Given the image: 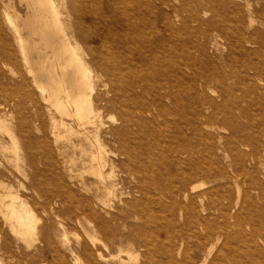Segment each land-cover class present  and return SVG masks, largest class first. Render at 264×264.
<instances>
[{
	"label": "bare ground",
	"instance_id": "obj_1",
	"mask_svg": "<svg viewBox=\"0 0 264 264\" xmlns=\"http://www.w3.org/2000/svg\"><path fill=\"white\" fill-rule=\"evenodd\" d=\"M21 1L28 8L26 16L16 11L12 0H0L3 8V16L0 13V17H3L0 20V151L4 154L9 140L12 144L21 138L20 145L27 152L26 163L25 166H17V171L30 180L26 185L21 184L34 196L35 193H44L41 182H38L42 176L39 166L43 165L38 157L52 159L53 172L59 180L65 179L64 169L61 168L63 165L60 164L70 159L79 163L82 173L90 177L84 178L83 174L74 176L70 170L69 180L80 191H85L76 200L78 191L74 194L66 180L59 181V186L57 184L58 196L71 218L79 225L90 218L96 225H99V221L109 224V217L99 213L104 210L112 216L110 220H116L109 208L119 196L121 182L130 177L136 181L138 191L144 193L149 189H145L143 174L145 124L156 122L165 99L175 98L172 102L177 106V90L174 88L183 91L187 87L201 104L209 105L205 107L206 110L211 108L206 126H210V119L217 117L220 126L231 131L230 137L252 146L249 151H234L225 140L231 138L222 136L225 157L230 155L233 161L240 163L242 167H236L237 174L249 179L262 205L258 206L259 202L257 204L253 197L245 199L250 206L255 205L258 213L254 219L252 216L253 221L248 220L245 214L236 216L237 250L234 256L220 257L224 254V247L219 244L222 239L230 237L231 227H222L216 222L212 229L215 234L210 228L212 221L216 220V213L226 219L229 216V204L213 196L226 184H217L215 188H203V192H198L203 181L198 182L201 179L206 183L215 181L225 176V169L220 168L215 172L214 168L199 165L195 159L188 173L180 171L184 157L188 159L197 150L191 144L190 136H182L180 142L183 144L178 143L179 138L177 143L180 145L176 144L171 149L170 157L178 173L167 174L166 168H163L164 173L160 171L170 198L182 196L190 200L189 204L176 201L172 207L174 220L177 223V215L185 218L184 211L187 209L189 216L185 223L191 236L208 237L203 242L204 247L209 245V248L199 264H264V139L256 133H238L240 124L237 120L238 116L252 115L254 106L261 118L258 122L251 117V123L260 129L264 127V0ZM181 52L187 53L185 58H179ZM6 65L14 66L15 75L7 74V69L3 67ZM191 79H196V82L191 83ZM216 91L222 99L220 104L210 96L204 100L203 94ZM243 102L247 103V107L243 106ZM219 106L223 108L220 112ZM112 112L115 117L111 122L107 115ZM189 123L194 128L191 120ZM177 124L180 131L185 127L182 122ZM200 125L197 126L198 131H192L194 135H204ZM3 132L8 134V141L1 135ZM13 145L14 149L20 147L16 143ZM207 151L214 154L211 145ZM21 157L17 154L14 159L20 160ZM211 157L214 160L216 155ZM245 160L251 165L250 169L243 164ZM39 162L42 164L39 165ZM251 168L258 173L257 177L252 175ZM16 177L15 171L2 163L0 256L16 258L14 264H20L15 242L27 236L29 239V235H32L37 236L35 239L41 244L52 248L61 260L63 255L57 253L60 250L57 247L69 244H66L65 237L59 236L60 229L59 234H53L49 225L39 226L32 209L19 194L21 184L18 189L13 184ZM195 201H199V210ZM118 218L121 219L120 216ZM159 222L155 224L154 231H161L158 229ZM58 225L61 227L62 223ZM110 227H107V232L111 230ZM174 233L175 237L182 235L181 228L176 225ZM86 236L91 244H95L94 231L86 229ZM158 247L159 250L163 248L162 245ZM88 249L89 264H97L99 259L106 258L99 251L93 252L90 246ZM38 250L39 254L43 253L42 246ZM147 251L144 264H151L155 257L152 251ZM214 251L215 257H212ZM172 253L170 260L177 264H195L189 255L177 261ZM57 256H53L54 259L57 260ZM155 264L164 262L160 260Z\"/></svg>",
	"mask_w": 264,
	"mask_h": 264
},
{
	"label": "rangeland",
	"instance_id": "obj_2",
	"mask_svg": "<svg viewBox=\"0 0 264 264\" xmlns=\"http://www.w3.org/2000/svg\"><path fill=\"white\" fill-rule=\"evenodd\" d=\"M12 1H13V4H14L16 11H18V13L21 16H26L27 9H28L26 7V4L21 0H12ZM2 9L3 8L1 6L0 13L2 12ZM12 13H15V12L12 11ZM1 16H3V12L1 14ZM0 18H1L0 20L3 19V17H0ZM186 54H187L186 52H181L179 55V58H181V57L185 58ZM3 67L7 69L6 72L8 75H10V76L15 75L13 72L14 66L6 65ZM11 70H12V73H11ZM195 82H196V79H191V83H195ZM190 85H192V84H190ZM174 89L177 90V92H175L177 100H178L177 106L175 104H173V102H172L173 100H175V98L174 99H168V100L165 99L163 101V104H161V106H160L162 111H161V115L157 117L156 122L152 123V124H145V128H144L145 131L143 133V135H144V138H143V142H144V153H143L144 173L143 174H144V178H145L144 179L145 189H148V188L149 189L145 190L146 192H144V193H142L141 191H138L136 188L137 183H134L136 181H134V179H132V178L130 179V177H129V179H125L124 182H121L119 184L120 185L119 196L117 197V199H115V201H113V204L114 203L115 204L114 205L112 204L111 207L109 208V211L110 212L112 211V214H115V216L117 217L116 220L112 219L113 221H115L116 224L113 223L112 220H110L112 217L110 215V213H106L104 210L103 211L101 210L102 212H99V213H102L103 215H106V217L107 216L109 217V218L107 217L109 219L108 222L110 225L111 224L114 225L113 227L112 226L110 227L109 224L102 222V221H99L98 222L99 225H96V223H94L95 221H93L92 218L85 220L82 223V225L81 224L79 225V223H77L76 220H73V218H71V214L66 210V205L62 201L61 197L58 196L60 194L57 192V189L59 186L58 182L63 181V180H66L70 184V188L74 192V194H75V192L78 191L75 194L77 196V197L75 196V200L78 199L83 193L85 194V191H80L78 189V187H75V185L69 180V175H68L71 172L74 176L80 175V174H83V175L85 174V173H82L81 166L79 163L72 162L70 159L63 161L64 163L62 162L63 164L61 163L60 165H63V166H61V168L64 169L65 175L63 176V178H65V179L59 180L58 175H56L53 172L54 167L51 165L52 159L37 156L39 158V161L40 162L42 161V163L44 165V166L41 165L42 163L40 164V162H39V165H41V166H39L40 167L39 168L40 175L42 174L43 177L41 176L42 178L40 177L41 179L39 178V180H38L39 183L41 182L40 185L42 184V186L44 188V191H43L44 193L39 192L41 195L39 193H35V196H34L33 192L31 190L26 189L24 186L30 180L25 178V176L23 174L19 175L18 171H17V169H18L17 166H20V167L22 165L25 166L24 163H26L27 152L24 150L23 146H21L22 144L19 142V139L21 141V138H17L15 140V142H12V144H11V141L8 139L9 138L8 134L6 132H3V134L1 133V135L4 137L5 140H7V141L9 140L8 141L9 143H6V146L8 147V149L5 150L4 154L0 151V167L3 163V164H6L7 166H9V168H11L13 171H15V173L17 174V177H16V180L13 181L14 183L12 182L14 184L15 188L18 189L21 183L24 184V185L21 184V187L19 189V194L21 195V197H23V199H25V201L27 202V205L32 209V212L35 215V218L38 219L37 223L39 224V226H41V225L48 226L49 225L50 227L49 226L48 227L50 228V230L53 234H59V232H60L59 236L65 237L66 244H69L66 247H62L60 245H59V247H57L58 248L57 250L60 249L59 252H57V253L63 255L62 256L63 260L61 259L62 260V262H61V260H59V258L57 256L56 252L53 251L52 248H48V246H46L45 244L43 245L40 242H38L37 241L38 239H35V238H37V236L33 237L32 235L31 236L29 235V239H27L28 238V236H27L24 240H21V241L18 240L15 242V250H16V254H17L18 259H20L19 260L21 262L20 264H37L38 262H39V264H64L63 261L66 264H89L90 261H88V260H90V258L87 254V251H86V249L89 250L88 249L89 246H90V248H92L93 252L99 251L106 256V258H104V259H99V262L97 264H144V262L147 261V257L145 256V252H148L147 250H150L153 252V256L155 257V259L152 261L153 264H155L156 262H158L160 260L162 262H164V264H177L173 260H170V253L171 252H173L172 254H174V256L177 258V261L185 259V257H187L189 255L195 261V264H197V263L199 264L203 258V255H204L206 249L209 248V245H206L207 247H204L205 242H206L205 238H208V237H205V238L194 237L193 238L191 236L192 234H191V231L189 230L188 224L185 223L187 221V217L189 216V212L187 209H185V211H184L185 218H182L180 215H177V217H176L177 223L175 222L174 215L172 213V207H174V205L176 204V201H182V202L189 204L190 200H189V198L184 199L182 196H176V198L174 197L173 199L170 198V193L168 191L166 181L161 178V174H160V171H162V173H164L163 168L167 169V170L165 169V172L167 174L168 173H172V174L178 173L177 168L175 167L173 162L170 161V157H171V153H172L171 149H173L174 146H176V144L182 143V142H180V140L182 141V139H181L182 136H190L191 141H192L191 144L193 145V147L196 146L195 150L196 149L197 150L194 151L191 154V156L188 157V159L186 157H184V159L182 161L183 169H180V171H184V172L188 173L190 171V168L193 167L195 159L198 163H200L199 165H202V166L205 165L207 167H210L211 169L214 168L213 170L215 172H218V170L220 168L225 169V176L220 177L219 179H217L215 181H211V182L206 183L204 179H201L198 183L200 184L203 181V185L201 186V189L198 190V192H203L204 189H208L209 187L212 188V187L216 186L217 184H223V183L226 184V186L224 188H222V189L219 188V192H215V194L213 196L215 197L216 200H218L222 203L225 202L227 205L229 204L228 205L229 206L228 207L229 208L228 209L229 216L226 219V218H224V216L220 217L218 215V213H216V217H215L216 220L212 221V226L210 228V231H213L212 233L215 234L214 233L215 230H212V229H213V226L215 227L216 222L219 223V225L222 227H231V228H229V229H231V233L229 235L230 237H228L227 239H222L220 244H219L221 247L222 246L224 247V249H223L224 254L222 253L223 255H221L220 257H222L224 259L227 256L230 257V256L235 255V251L237 250V246L235 244V238H236V232H237V227H236L237 218H236V216H238L240 214H243V215L245 214V215H247L248 220L253 221L255 214H257L258 212L256 211V209L254 207L255 205L250 206L246 202L245 199L248 197H253L254 200L257 201L256 202L257 204L259 202L258 206H260V204L262 205V203H261V200H259L257 197L258 192L255 190L254 186L252 184H249V179H245L244 176L237 174V172H236L237 168L242 167V166L240 167V163L238 161H233L232 160L233 157H231L230 155H229V157H225L226 153H225V147L223 146L224 139L222 136L231 138V139H225V140H228V142L230 143L229 144L230 149H233L234 151H239V152L249 151L252 146L244 145V144H242L241 141H239V139H237L235 137L234 138L230 137V135H232L231 131L227 128H222L220 126L219 118H217V117H215V118L213 117L212 119H210L209 120L211 123L210 126H206L208 123L207 122L208 121L207 116L209 115L211 108L209 110H206L205 107H207L209 105H205L203 103L201 104L200 100L196 99L195 96H192L193 94L189 93L187 87L183 91H178L177 88H174ZM208 96H210L211 98H214L218 104H220V102L222 100L218 96L217 91L212 92V93H208V94H203L204 100L205 99L207 100ZM242 104L244 107H247L246 102H243ZM219 107L220 108L218 109V111L220 112V110H222L223 108H222V106H219ZM252 107H253V110L251 111L252 115L249 113L248 117H244V116H238L237 117V120L239 121V124H240L239 125L240 127H238V133H241V134L243 133L246 135L256 133L259 136H261L262 139H264V127H262L260 129L259 127H254L253 126L254 124L251 123V117H253L258 122H260V118H261L258 115L257 110L254 109L255 107L254 106H252ZM29 114L30 113H28V115ZM108 115H107V119L109 118L108 121L112 122L114 120L115 113H113V114L110 113V115H109L110 117H108ZM111 115H113V116H111ZM185 119H187V120H185ZM189 120H191V122H193L194 128H193V125H191L189 123ZM180 122L185 124V127H183V130H181V131L177 127V125H178L177 123H180ZM199 123H201V125L199 126L200 130L203 131V134H204L201 136H199L198 133H196V135H194L192 133L193 130L198 131L197 126L199 125ZM211 125H213V126H211ZM259 125H260V123H259ZM187 134H189V135H187ZM178 139H179V142L177 143ZM15 143L17 144V146L21 144L20 147L17 149H14L15 147L13 144H15ZM169 144L170 145L174 144V145H171L170 148H165V146L169 145ZM178 145H180V144H178ZM209 145H211L213 147L214 154L207 151ZM21 147H22V149H21ZM166 152H167V154H166ZM15 153H16V155H15ZM17 154L22 156L20 158V160L14 159L17 156ZM214 155H216V157L214 159L216 162L211 157ZM217 158L220 162L217 160ZM200 160H201V162H200ZM68 161H70V162H68ZM65 162H66V165H65ZM243 164L248 169H250L251 165L246 160L244 161ZM64 165L66 168L64 167ZM69 167H71V168H69ZM77 167H80V168H77ZM67 168H69L68 172H67V170H68ZM65 170H66V172H65ZM70 170H71V172H70ZM73 170H74V172H73ZM251 173L253 176H256V177L258 176V173L254 172L252 168H251ZM45 176H47V178ZM84 176H85L84 178H90L87 174ZM44 177H45V179H44ZM49 177H50V179H49ZM56 177H58V178H56ZM52 179L55 181H53ZM25 180H26V182H25ZM44 180L46 181V183L44 182ZM49 180H50V182H48ZM56 180H58V181L56 182ZM245 180H248V182H246ZM51 181H53L52 184H51ZM49 184H50V187H49ZM57 184H58V186H57ZM72 184H73V186H71ZM129 186H131V188ZM52 187H53V189L57 188L56 192H53ZM76 188H77V190H74ZM25 191L28 193H26ZM22 192H23V194H22ZM131 192H132V194H131ZM48 193H50L51 196ZM56 193H58V194H56ZM120 193H123V194L120 195ZM44 196L46 198H44ZM48 196H50V197H48ZM149 196H151V198H149ZM43 198L45 199L44 201L42 200ZM46 201L48 202V204L45 203ZM51 201H52V203H51ZM54 201H55V203H54ZM135 201L136 202L138 201L137 205L136 204L134 205ZM50 204H51V206H49ZM195 204L197 205L196 208L199 210V208H200L199 207V201H195ZM227 205H226V207H227ZM231 207H232V209H231ZM98 208L100 209V207H97L96 209H98ZM138 208L142 211L139 212ZM176 208L177 207H175V210H176ZM59 209H61V210H59ZM52 210H54V212ZM241 211H242V213H241ZM133 212H134V214H133ZM61 213H63V214H61ZM127 215H129V216H127ZM119 216L121 217L120 220L118 218ZM252 216H253V219H251ZM63 217H65V218L63 219ZM122 219H124V221L126 223ZM117 220H118V222H117ZM58 221L60 223H62V225H60L61 227H59ZM158 222H159L158 225H160L158 229H160L161 231H154L155 224H157ZM68 223H69V225H67ZM73 223L74 224L77 223V224L74 225ZM91 223H94V225H92ZM117 223H118V225H117ZM134 223H136L138 225L136 226V224H134ZM174 225L175 226L177 225V226H179V228H181L182 235L178 234L175 237V233H174L175 232V226ZM62 226H63V228H62ZM135 226L138 228V230L135 228ZM139 226L141 227L140 228L141 230L139 229ZM107 227H110V229H111V230L108 229V231L110 230L109 232H107ZM58 229H60V231ZM86 229L90 230L91 232L92 231L95 232V237H96V240L94 239V241H96L95 244L94 243L91 244V242H90L91 240H89L88 237L86 236ZM144 229H145V231L143 232ZM247 229L250 231L252 230L249 225H247ZM63 230H64V232H63ZM115 230H116V232H115ZM99 232H101L102 234ZM145 232L147 234H145ZM77 234H78V236H77ZM154 234H156V235H154ZM183 234L185 235L184 237H183ZM97 236H98V238H97ZM114 236H116V238ZM215 236H214V238H215ZM12 237L14 238L13 235H12ZM25 240H27V241H25ZM111 241H114V243ZM175 241H177V243H176L177 247H175V245H174ZM203 241H205V242H203ZM87 242H88L89 246H87L88 245V244H86ZM1 243H2V233L0 231V246H1ZM31 243H32V246H31ZM82 243H83V245H82ZM120 243H122V245ZM26 244L28 246L30 245V247H28ZM161 245L163 246V248L161 250H159L160 247H158V246H161ZM41 246L43 249V253L39 254L38 248ZM119 246H121V247H119ZM68 247H70V248H68ZM81 247H84V249ZM66 248H68V249H66ZM25 254H30V255L27 256ZM42 254H43V256H42ZM53 256L54 257L57 256L58 261L56 260V258L54 259ZM137 256H138V258H137ZM40 257H43V258L40 259ZM44 257L46 259H44ZM85 257H87L89 259H87ZM212 257H215V251L212 253ZM60 258H61V256H60ZM136 258H137V260H136ZM15 259L0 256V262L2 264H14ZM152 262H151V264H152ZM193 264H194V262H193Z\"/></svg>",
	"mask_w": 264,
	"mask_h": 264
}]
</instances>
